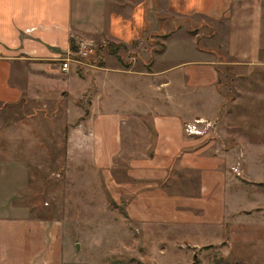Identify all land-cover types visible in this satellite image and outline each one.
Returning <instances> with one entry per match:
<instances>
[{"label": "crops", "instance_id": "1", "mask_svg": "<svg viewBox=\"0 0 264 264\" xmlns=\"http://www.w3.org/2000/svg\"><path fill=\"white\" fill-rule=\"evenodd\" d=\"M194 15L227 20L230 63L261 60L264 0H0V183L17 180L19 153L31 151L30 144L27 150L20 147L31 143L34 134L22 136L20 126L13 124L20 121L18 111L26 117L22 122H33V114L25 112L33 110L35 101L52 106L56 92L67 114L64 122L84 118L66 134V155L101 169L114 199L124 197L128 218L177 231L196 247L228 240L221 231L238 219L242 230L252 225L256 229L255 222L248 223L254 221L250 211L260 205L244 202L254 199L264 207L259 196L264 197V184L256 183L264 179L252 177L244 184L236 177L232 167L244 155L241 145L225 148L184 131L185 121L213 117L221 107L216 68L220 61L209 46L188 48L186 41H179L178 55L169 61L170 41L183 35L178 28L165 39V49L154 53L152 63L144 62L140 54L143 62L135 58L129 67L118 60L109 64L106 57L100 65L76 58L68 71L61 69L62 56L72 54L83 36L152 51L157 42L147 43L151 33L169 30L173 16ZM223 30L218 28L219 33ZM186 54L196 57L179 58ZM81 68L94 69L87 83ZM57 75L58 90L51 86ZM205 95V104L216 101L211 104L214 110L195 109V97ZM147 118L150 122H145ZM3 122H11L5 131ZM137 143L143 148L137 150ZM241 169L247 171L243 164ZM7 174L12 180H4ZM246 186L253 187V194ZM50 225L33 215L1 214L0 264H63L65 252L59 248L52 252Z\"/></svg>", "mask_w": 264, "mask_h": 264}, {"label": "rangeland", "instance_id": "2", "mask_svg": "<svg viewBox=\"0 0 264 264\" xmlns=\"http://www.w3.org/2000/svg\"><path fill=\"white\" fill-rule=\"evenodd\" d=\"M172 19H169L171 28L167 31L181 28L180 33L183 35L170 41L171 51L168 54L173 53V57L169 61H175L179 41H186L188 48L200 44L209 46V49L215 51L212 55L220 61L216 63V68L219 72L218 89L223 98L221 107L213 117L204 118L210 122L208 128L206 122L200 123V128L204 131L198 136L203 142L213 140L215 144L225 148L240 144L244 155L236 158V164L241 161L239 171L232 167L236 177L244 184L248 182V178L264 179V50L258 62L232 64L225 44L228 28L225 18L212 19L194 15L190 18L173 16ZM218 28L226 30L219 33ZM163 33H151L147 43L157 42L156 47H161L165 43ZM194 33H199L201 38H197ZM82 38H93L97 43L95 53L86 58L96 65L102 64L104 57L109 60V64L111 60H118L125 67L128 65L124 64L130 66L136 59L137 63L143 62L142 57L146 63L151 61L153 50L146 51L147 46L134 51L126 44L117 53H112L107 47H98L107 41H119L108 38L101 40L90 35ZM194 57L179 55L180 59H195ZM93 70L80 69L86 76L85 83L92 78ZM95 70L100 69L96 66ZM58 77L61 76L57 75L51 82L56 90L61 85ZM56 94L52 95V102L49 103L52 106H43V102L35 101L33 110L25 112L33 114V122H22L26 120L23 111H18L20 121L13 122L20 126L22 136L32 131L34 137L29 140L31 143L24 142L20 145L27 150L30 144L31 151L19 153L22 166L18 169L17 180L0 183V209L3 216L27 214L49 220L51 249L52 252L57 248L65 252L63 264H264V207L262 203L254 202V199L244 202V206L254 203L260 205L250 211L254 221L248 224L255 222L256 229L252 225L250 230H242L243 223L238 219L234 225L228 224L221 231L223 238L229 239L216 245L202 244L196 247L180 237L177 231L142 225L128 218L125 214L124 197H118L119 204L111 198L112 193L101 169L90 161H81L78 156L66 155L65 136L84 118L82 116L77 122H72V117L71 122H64L67 114L60 108L64 103L55 97ZM206 96L195 97L198 104L195 109L214 110L216 101L211 100L214 101L213 105L212 102H202ZM53 111H56V115H53ZM1 114L5 117L6 113L3 111ZM145 122H150L149 118ZM3 124L5 131L11 122ZM144 133L146 134L145 131ZM138 134L142 136L136 131V135ZM140 147L137 143L136 149ZM5 154L18 156L17 152ZM135 154L138 155L139 152ZM7 162L6 159L5 163ZM118 162L122 165L123 160ZM242 164L246 167V172L241 169ZM4 180L12 178L7 174ZM246 188L253 194V187ZM259 196L260 200L264 198L263 195ZM250 218L251 216L248 219Z\"/></svg>", "mask_w": 264, "mask_h": 264}, {"label": "built area", "instance_id": "3", "mask_svg": "<svg viewBox=\"0 0 264 264\" xmlns=\"http://www.w3.org/2000/svg\"><path fill=\"white\" fill-rule=\"evenodd\" d=\"M97 47V43L93 38H81L77 42V48L73 51L72 54L67 55V57L62 58L61 69L63 71H68L70 68V62L74 59H84L90 57L95 53ZM75 56V57H74ZM206 122V128L209 127L210 122L204 119L203 117L194 118L192 121H188L184 123V131L188 135H198L202 133L204 130L200 128V123ZM241 161L237 162L234 167L235 170L239 171Z\"/></svg>", "mask_w": 264, "mask_h": 264}, {"label": "trees", "instance_id": "4", "mask_svg": "<svg viewBox=\"0 0 264 264\" xmlns=\"http://www.w3.org/2000/svg\"><path fill=\"white\" fill-rule=\"evenodd\" d=\"M173 31L174 30H170V31H166V32H164L163 34H162V36H163V38L164 39H166V38H168L172 33H173ZM72 45H74V40H72ZM103 47H107L108 49H110L111 51H112V53H117L118 52V50H119V48H121V47H126V43L125 42H112V41H107V42H104L103 44H101L99 47H98V49H100V48H103ZM165 49V43L163 42L162 44H161V47H154L153 48V53H152V55H151V63L154 61V53L155 52H161V51H163ZM124 65H128V67H129V64H124ZM66 138H67V136L65 137V140H66ZM259 184H263L264 183V181H259L258 182ZM112 199H114V197H111ZM116 201V200H115ZM119 204V203H118Z\"/></svg>", "mask_w": 264, "mask_h": 264}, {"label": "water", "instance_id": "5", "mask_svg": "<svg viewBox=\"0 0 264 264\" xmlns=\"http://www.w3.org/2000/svg\"><path fill=\"white\" fill-rule=\"evenodd\" d=\"M196 256V255H195Z\"/></svg>", "mask_w": 264, "mask_h": 264}]
</instances>
